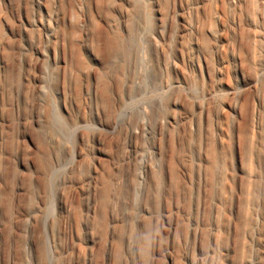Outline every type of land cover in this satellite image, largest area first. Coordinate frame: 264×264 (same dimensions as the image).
I'll return each instance as SVG.
<instances>
[{"label":"rangeland","instance_id":"obj_1","mask_svg":"<svg viewBox=\"0 0 264 264\" xmlns=\"http://www.w3.org/2000/svg\"><path fill=\"white\" fill-rule=\"evenodd\" d=\"M0 264H264V0H0Z\"/></svg>","mask_w":264,"mask_h":264},{"label":"bare ground","instance_id":"obj_2","mask_svg":"<svg viewBox=\"0 0 264 264\" xmlns=\"http://www.w3.org/2000/svg\"><path fill=\"white\" fill-rule=\"evenodd\" d=\"M38 8H39V10H41V3L40 2H38ZM35 8V7H34ZM163 123V122H162Z\"/></svg>","mask_w":264,"mask_h":264}]
</instances>
